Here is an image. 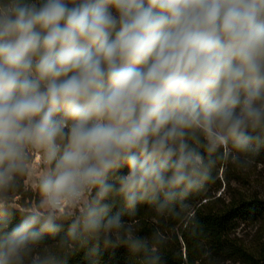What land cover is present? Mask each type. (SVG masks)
<instances>
[{
	"label": "clouds",
	"instance_id": "9594fccd",
	"mask_svg": "<svg viewBox=\"0 0 264 264\" xmlns=\"http://www.w3.org/2000/svg\"><path fill=\"white\" fill-rule=\"evenodd\" d=\"M261 150L264 0H0V264H165L139 206L190 217Z\"/></svg>",
	"mask_w": 264,
	"mask_h": 264
},
{
	"label": "trees",
	"instance_id": "16d2710c",
	"mask_svg": "<svg viewBox=\"0 0 264 264\" xmlns=\"http://www.w3.org/2000/svg\"><path fill=\"white\" fill-rule=\"evenodd\" d=\"M257 155L264 159V150ZM230 164L218 166V170L213 172L215 180L192 194L190 217L177 219L167 214L160 215L147 204L140 205L131 217L140 234L150 235L159 231L166 237L164 244L158 246L165 264H264L263 241L253 250L233 237L240 219L254 220L264 216V200L247 191L237 190L232 191L229 197H215L223 188L225 179L237 175L233 170L229 176ZM26 194L23 188L16 196L25 197ZM24 205L21 203L17 210H23ZM69 264H141V257L121 247L102 250L98 258L86 259L84 250H80L71 254Z\"/></svg>",
	"mask_w": 264,
	"mask_h": 264
},
{
	"label": "rangeland",
	"instance_id": "374dc122",
	"mask_svg": "<svg viewBox=\"0 0 264 264\" xmlns=\"http://www.w3.org/2000/svg\"><path fill=\"white\" fill-rule=\"evenodd\" d=\"M251 163L247 169H240L233 164L229 165L228 174L231 175V171L237 172V175L230 176L223 183V188L216 193L215 197H229L232 191H247L248 194H254L260 199L264 200V159L257 154L254 158L250 157ZM222 172V171H221ZM27 194L25 197H15V207L20 208L21 203H29L35 196L36 192L25 187ZM236 229L233 233V237L237 239L242 245H245L248 249H257L259 242H264V216H260L257 219H240L237 223ZM222 264H241L239 262H226Z\"/></svg>",
	"mask_w": 264,
	"mask_h": 264
}]
</instances>
